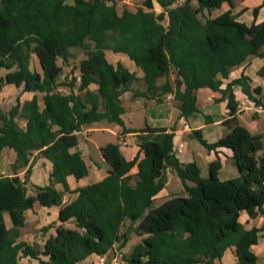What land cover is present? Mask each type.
I'll list each match as a JSON object with an SVG mask.
<instances>
[{"label":"trees","instance_id":"trees-1","mask_svg":"<svg viewBox=\"0 0 264 264\" xmlns=\"http://www.w3.org/2000/svg\"><path fill=\"white\" fill-rule=\"evenodd\" d=\"M118 1L0 0V90L15 85L33 93L22 102L17 99L8 111L0 110V154L3 148L15 152L11 174L0 175V264H17L19 252L36 264H78L92 254H109L115 244L123 248L130 232L140 242L123 254L126 264H222L228 247H234L236 257L228 264H258L252 245L264 222L245 229L239 217L242 211L250 218L263 212L264 135H253L237 123L239 103L233 87L239 86L255 105L264 104L255 97L260 88H251L245 74L221 86L231 67L250 55H263L264 20L246 25L230 10L210 17L211 10L224 2L231 5V0H155L162 8L158 13L153 0L119 13ZM73 48L84 54L78 65L80 81H61L63 67L57 59L67 62ZM106 50L125 53L143 71L144 89L131 88L137 77L121 64L112 65ZM32 54L40 72L30 67ZM258 74L264 76V66ZM91 83L97 84L95 91L89 89ZM58 85L65 90H57ZM202 87L226 97L223 123L228 131L212 143L200 129L190 136L208 150L230 149L237 176L221 180L219 159L208 164L205 177L195 162H180L172 152V128L163 143L140 142L129 160L117 142L106 143L100 152L109 165L107 175L69 189L67 175L79 179L88 171L80 152L70 151L78 144L81 127L100 121L123 126L124 91L156 101L172 93L179 101V117L188 119L199 112L195 91ZM158 130L164 128L146 126L140 131ZM34 152L52 163L47 185L29 182ZM167 167L182 181L186 196L156 205ZM24 168L21 177L18 171ZM65 192L77 195L64 203ZM35 202L59 206V223L41 228L43 233L53 228L42 247L18 240L24 212Z\"/></svg>","mask_w":264,"mask_h":264},{"label":"crops","instance_id":"crops-1","mask_svg":"<svg viewBox=\"0 0 264 264\" xmlns=\"http://www.w3.org/2000/svg\"><path fill=\"white\" fill-rule=\"evenodd\" d=\"M143 0H119L117 3L118 12L121 13L123 8L134 11ZM231 5L227 2L222 3L219 8H215L209 12L210 17L219 15L220 13L230 10L236 20L250 25L253 22L259 23L264 20V6L262 0H231ZM154 11L160 12L162 8L153 0ZM257 8V12L254 9ZM166 22V20L164 21ZM262 56L250 55L242 63L235 65L229 69L228 78L222 79V88L231 79L245 74L250 78L251 88L258 87L261 92L255 95L264 104V76L258 74V70L264 66V45L260 48ZM107 60L112 65L121 64L130 72H133L137 80L131 85L132 89H144L145 83L143 81V71L135 65V63L122 52H113L106 50ZM84 57V54H83ZM82 57V58H83ZM81 58V59H82ZM70 59V58H69ZM80 59V60H81ZM79 60V61H80ZM60 58L57 59V64L60 65ZM33 62H36L37 68L34 70H41L35 54L31 55L30 67ZM79 65V63H78ZM31 69H33L31 67ZM4 73L0 70V75ZM174 76L171 75V79ZM164 78L158 79V83H162ZM89 89L95 91L97 84L91 83ZM235 98L238 101L237 123L244 126L253 135H264V106L255 105L250 101L241 91L239 86L233 87ZM32 92H24L21 87L15 85H5L0 90V104L10 105V108L16 103V100L23 101L32 96ZM196 105L199 112L190 116L188 119L179 117L178 104L179 101L174 98L165 100V96L161 101L146 98L143 96H133L132 90H126L120 95L121 105L124 111L120 118L123 126L114 122L100 121L87 124L81 127L79 131V141L75 147L70 148V151H79L81 157L86 163L87 174L79 179L73 175L66 176V182L70 190H75L87 184L101 180L107 175L109 165L102 158L100 148L108 142H117L122 139L126 142L124 145H119L120 151L126 159H132L138 152V144L142 141L154 140L163 143L166 133L173 130V154L182 163L195 162L200 169L201 176L205 177L208 173V164L211 161L219 159L220 169L219 178L221 180L229 179L238 175V170L232 158V152L225 147L217 148L216 150H208L196 138L190 136L193 129H200L204 139L209 142H215L224 136L228 128L223 123L227 117L226 97H222L219 91H213L208 87H202L195 91ZM40 105L41 102H40ZM9 108V109H10ZM2 110L3 112L8 111ZM21 124L24 122L21 118L17 119ZM150 128H164L158 131H140L144 127ZM186 126V127H185ZM123 127L128 130H135L133 132L123 131ZM181 145L180 151L178 147ZM2 159V160H1ZM15 159V152L10 148H3L0 154V175L11 174L10 164ZM31 166L29 172V182L31 184L44 186L50 181V172L52 163L42 157L37 152L31 156ZM5 170L8 173H4ZM24 169L18 171L19 176H23ZM132 174L136 169L130 171ZM166 182L164 187L155 196V204L159 205L167 201H177L186 196L184 186L180 178L176 175L173 169L167 167L164 171ZM136 177L132 179L134 183ZM188 185L192 182L187 181ZM58 190H62L60 183L55 184ZM30 192V191H29ZM77 195L76 192H65L64 203L70 202ZM58 205L43 206L35 202L33 206L24 212V223L20 228L19 241H24L28 244L37 242L42 247L45 239L49 233L53 232L50 228L46 233L41 231L43 226L51 223H59L58 220ZM240 222L245 229L251 227H261L264 222V207L263 212L258 213L254 218L248 217L245 211L240 213ZM4 221L7 227L11 226L10 219L7 214H4ZM252 250L258 257L259 261L262 259L264 263V230L259 233L258 242L252 245ZM100 255H89L78 264H99ZM231 260L224 263L226 259ZM236 259L234 247H228L222 258V264L234 262ZM37 260L28 256H22L21 252L18 255L17 264H36Z\"/></svg>","mask_w":264,"mask_h":264},{"label":"built area","instance_id":"built-area-1","mask_svg":"<svg viewBox=\"0 0 264 264\" xmlns=\"http://www.w3.org/2000/svg\"><path fill=\"white\" fill-rule=\"evenodd\" d=\"M179 1L182 2L184 0H179ZM59 78L61 81H65V82H69L70 80H73V79L76 82H79L80 81V73H79L78 67L73 70L72 66H69L66 71H62ZM57 90L64 91L65 88L62 85H58ZM172 98H173L172 93H168L165 95V100H170ZM118 144L124 145V144H126V142L122 139H119ZM180 149H181V145L178 147L179 151H180ZM172 152H173V150H172ZM263 207H264V205H263ZM116 246L117 245L115 244L113 249L111 250V255H109L110 254L109 253V254H104V255L99 256V264H105L108 261L110 262V264H126V262L123 259L122 251H120V249H116Z\"/></svg>","mask_w":264,"mask_h":264},{"label":"rangeland","instance_id":"rangeland-1","mask_svg":"<svg viewBox=\"0 0 264 264\" xmlns=\"http://www.w3.org/2000/svg\"><path fill=\"white\" fill-rule=\"evenodd\" d=\"M71 52H72V56L70 57V59L67 62H64L62 60L59 61L60 65H62V67H63V71H66L69 66H72L73 70L76 69L78 67L79 60L83 57V52L81 49L73 48V49H71ZM35 63L36 62H33L32 66H31L33 69L37 68V65ZM9 108H10V105H3V103L0 104V110L1 111L7 110ZM4 173H8V171L5 170ZM127 225H128V222L126 221L124 223V225L122 226L121 230H124L127 227ZM129 236H130V238L127 241L126 245L120 249V251H122V253L125 256L128 255L129 252H131V250L135 244L140 242V237L137 236L134 232H130ZM116 249H119V248L116 246ZM110 254H111V252H110ZM230 260H231V257H229V259H227V260L225 259L223 262L226 263V262H229ZM259 263L264 264L262 259L259 261ZM105 264H110V262L108 261Z\"/></svg>","mask_w":264,"mask_h":264}]
</instances>
